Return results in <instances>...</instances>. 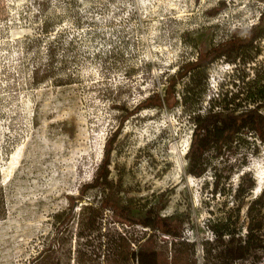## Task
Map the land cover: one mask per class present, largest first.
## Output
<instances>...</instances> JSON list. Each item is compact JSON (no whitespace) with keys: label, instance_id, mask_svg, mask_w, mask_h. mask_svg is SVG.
Wrapping results in <instances>:
<instances>
[{"label":"rangeland","instance_id":"1","mask_svg":"<svg viewBox=\"0 0 264 264\" xmlns=\"http://www.w3.org/2000/svg\"><path fill=\"white\" fill-rule=\"evenodd\" d=\"M44 22L56 29L32 44L26 36ZM251 26L264 31V0H0V176L8 208L0 264H34L49 246L62 264H136L118 248L159 264H264V247L232 261L221 252L232 245L229 236L217 237L226 228L246 232L248 204L264 187V143L242 134L225 154L210 152L207 171L195 176L185 168L194 127L187 105L128 114L164 94L185 61ZM257 45L201 71L194 85L201 100L189 101L202 112L213 98L226 111L257 104L264 111V36ZM51 50L52 68L66 62L71 78L31 84L32 64L46 63ZM186 81L177 83L179 96ZM116 130L110 184L89 189L70 210L68 196L93 181ZM106 195L138 217H174L183 237L117 221L100 207Z\"/></svg>","mask_w":264,"mask_h":264},{"label":"trees","instance_id":"2","mask_svg":"<svg viewBox=\"0 0 264 264\" xmlns=\"http://www.w3.org/2000/svg\"><path fill=\"white\" fill-rule=\"evenodd\" d=\"M55 29V26L50 22H44L41 31L35 33L33 36H26V38L28 41H31L32 44H36L40 42L42 38L49 37ZM263 36L264 31L258 28V26H251L250 28L235 27L230 37L210 46L206 50H201L195 59L185 61L179 67L177 73L170 77L164 94L155 92L153 95L147 96L128 112L129 115H133L145 108L155 106L163 107L164 105L168 108H172L179 102L187 105L194 122L190 145L186 152L187 163L185 168L188 173L195 176L203 175L209 167L208 154L210 152H215L216 156L225 154L229 147H231L242 134H254L264 143V111L261 109L263 105L257 104L241 110L226 111L224 108H217L216 100L211 98L212 103L209 108L202 112L198 103L189 101L193 99L201 100L199 90L194 86L201 71L208 69L210 64L217 59H232L236 56L243 55L244 52L258 49L257 41ZM28 46L27 52L30 51L32 45ZM54 59L55 57L51 50L46 63L40 62L39 64H32V68H30L31 84L51 82L55 85H63L68 83V78L70 79L71 75L65 72L66 62L58 67V71L52 68ZM180 79H187V81L179 96L176 86ZM129 115H127L126 118H129ZM118 135L119 132L116 130L107 140L104 149V158L93 181L84 184L80 188L78 196H68L71 207L70 210L73 209L77 200H82L86 196L89 189L101 185L108 186L110 184L109 166L111 163L112 151L114 149V142ZM1 179L0 176V219H5L7 217L8 208L5 189L1 184ZM251 185H254V182H252ZM237 191L238 193L244 191L242 183L239 184ZM89 205L92 206L93 204H86L82 208L88 207ZM100 207L103 209H112L117 221L130 224L139 223L152 230L158 229L162 233L174 236L177 239L183 237L181 224L178 225V222H176L175 218L172 216H163L158 211L151 215L146 214L141 217L135 216L127 207L121 206L118 201L110 195H106L102 198ZM70 217L71 216H69V218ZM247 217L246 232L244 234H241V232L235 229L228 228H226L225 231L217 232L218 238H222L224 235L229 236V242H231L232 245L229 247L227 245L221 252L229 251L232 261L246 257L251 249L255 247H264V187L261 193L256 195L248 204ZM171 218L173 220L169 222ZM151 235L152 234H150L145 241H149ZM121 237L123 236L121 235ZM236 237L239 238L237 239ZM236 240L239 241L237 245L235 244ZM55 252L56 250L51 246L43 248L40 250L39 255L36 256L34 264H62L61 259L53 256ZM115 253L120 255L124 261L130 258L134 263L138 260V264H159L156 256H141L135 249L123 250L122 248H118Z\"/></svg>","mask_w":264,"mask_h":264},{"label":"built area","instance_id":"3","mask_svg":"<svg viewBox=\"0 0 264 264\" xmlns=\"http://www.w3.org/2000/svg\"><path fill=\"white\" fill-rule=\"evenodd\" d=\"M135 263L138 264V260H136Z\"/></svg>","mask_w":264,"mask_h":264}]
</instances>
